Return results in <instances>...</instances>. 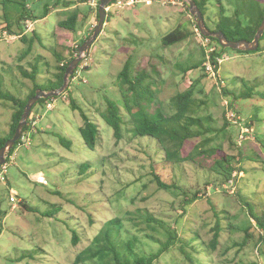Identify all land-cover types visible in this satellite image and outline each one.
<instances>
[{"label": "rangeland", "instance_id": "rangeland-1", "mask_svg": "<svg viewBox=\"0 0 264 264\" xmlns=\"http://www.w3.org/2000/svg\"><path fill=\"white\" fill-rule=\"evenodd\" d=\"M59 1L0 0V135L10 131L15 109L5 96L26 99L35 84L45 85L55 78L56 53L75 57V46L82 40L67 45L63 37L68 33L57 26L70 14L64 6L70 3L79 12L78 32L92 35L91 21L98 24V10L90 4ZM217 1L208 3L204 17L211 30L220 18ZM220 2L231 18L244 8L242 0ZM184 3L162 6L155 2L113 10L89 56L79 64L83 66L80 76L70 80L65 93L50 100L54 102L51 110L44 104L33 108L31 115L38 119L30 141L16 147L7 181L0 180V264H73L107 221L115 218L124 225L126 241L132 236L139 239V255L157 252L160 245L147 235L166 241V228L186 241L193 261L185 258L177 244L154 264H264V229L252 218L264 213V39L259 52L225 48L223 54L230 60L220 65L217 78L211 77L205 62L211 48H221L213 40L209 46L200 41L194 31L196 18ZM22 16L26 19L19 21ZM178 27L190 31L191 37L165 47L163 37ZM21 33L26 40L14 38ZM129 55L135 71L145 69L150 75L147 81L157 95L154 103L166 115L170 98L195 86V98L207 103L199 114L213 117L216 127L224 119L230 123L224 132L207 135L213 137L209 147L221 148L237 163L229 183H222L216 172L208 181L207 170L191 161L169 164L156 139L133 136L126 93L118 82ZM200 62V68L187 72L179 68ZM27 71L30 78L24 76ZM223 86L233 95H225ZM70 96L78 109L72 107ZM107 100L121 108L126 122L119 142L101 117ZM80 110L99 125L93 150L80 135ZM242 127L249 132L242 133L247 136L241 139ZM65 140L72 142L71 148L64 145ZM190 150L187 147L185 154ZM154 169L165 183L177 182L190 197L200 192L198 199L183 210L186 197L179 190L160 188ZM39 174H44L47 185L36 182ZM11 196L16 202L10 201ZM143 210L161 220L165 229L144 223L138 217ZM217 221L221 231L214 248L210 242ZM74 232L80 237L77 245L72 243ZM92 260L88 257L80 264H102Z\"/></svg>", "mask_w": 264, "mask_h": 264}, {"label": "trees", "instance_id": "trees-1", "mask_svg": "<svg viewBox=\"0 0 264 264\" xmlns=\"http://www.w3.org/2000/svg\"><path fill=\"white\" fill-rule=\"evenodd\" d=\"M61 1L62 3L64 2V0ZM89 1L90 0H80L79 3L87 4L89 3ZM194 1L205 17L207 12V5L211 0ZM220 1L221 0L217 1L220 8V18L214 31H222L226 35L228 40L231 41H253L258 29L260 28L264 20V0H242L244 8L237 9L235 18L226 16L225 8L222 6V3ZM59 2L60 1L58 0V3ZM185 7L189 11V6L187 3ZM64 8L66 11H70V14L65 19L58 22V29L75 34L76 32H78L80 14L77 9H72L73 6L70 5V3H67ZM47 11L48 10H46L43 18L48 15ZM241 14L245 17L244 19L241 18ZM109 18L110 14L107 16L106 22L110 20ZM25 19L26 18L22 16L19 21H23ZM98 19L99 14L97 13V20ZM94 28L92 29L91 34L94 33ZM191 34L192 33L190 31H186L181 27H178L177 29L173 30L163 37L162 44L165 47H170L187 40L189 37H191ZM90 36L91 35L86 37L80 42V44L77 45V47H75L74 50L76 53H78L80 46ZM16 37L21 40H26L25 35H23L22 33L17 35ZM209 38L218 43L219 47L221 48L220 51L211 52L210 55L211 62H213V64H218L216 61V57H220L221 55H223L225 48L220 45L217 38ZM263 39L264 34L260 39V43ZM123 49L126 53H129L131 51L127 48ZM237 51L247 54L251 53L242 50ZM259 51H261V44L256 52ZM56 55L58 62L56 69L58 71L54 74V79L50 80V82L46 83L45 85L35 84L30 95L24 100L19 99L12 94L5 96L7 100L13 103L15 109L11 116L10 131L7 135H2V137H0V149L9 139L13 137L16 128L21 120V116L25 110L26 104L36 94L37 89L49 91L59 89L63 85L66 69L75 57L73 55L70 59L67 60V58L62 54L56 53ZM125 60L126 61L124 63L123 69L118 75V82L120 85V89L125 91L126 93L123 94V97H125L127 100L126 110L132 115L129 124L132 125L130 131L134 132L133 136H150L153 139H156L157 143L160 144L161 147H163L162 150H164L165 152V162L169 164L173 162L177 166H179L180 163L184 164L185 162L191 161L192 163L207 170L206 172L208 173V181L211 178L213 179V174L214 172H216L217 175L221 176L220 180L222 181V183H229L233 179L232 177L235 173V170H237L235 165L237 163H234L235 161H233V157H231L230 155H226V153L221 148L209 147L211 141L213 140V137H207V135L215 131L224 132L230 123L228 121L225 122L226 119H224L223 121L225 123L223 122L222 126L216 127L213 122V117H211L210 115L202 116L199 114L200 110L204 105H207V103L206 100L195 98V86H190L189 89L177 93L172 98H170L166 106V115L163 112L161 106L154 103L157 95L150 88V84L147 81L150 75L145 69L139 72L135 71L132 55H129ZM202 64L203 63L200 62L198 64L188 65L187 67L180 66L179 68L184 72H187L191 69L200 68ZM153 71L157 72V69L153 67ZM29 74L30 72L27 71L24 76L30 78ZM223 92L227 96L233 95L232 91H230V89L225 86H223ZM53 99H56V97H50L47 99L42 98L38 101L37 104L45 105L48 101H52ZM70 103L75 110L78 109V105L75 99H72L71 96ZM106 103V110L102 112L101 117L106 122V124L113 129L116 142H119L123 138L122 124L125 122V120L122 115L121 108L114 101L107 100ZM80 115L83 119V125L79 128L80 135L85 145L89 149L93 150L96 147L98 137L100 135L99 125L96 124L82 110H80ZM30 127L31 124L28 119L25 127L23 128L22 134L24 135ZM63 143L66 147L71 148V141L65 140L63 141ZM19 144H21V140L17 141L16 145L10 151V153H13ZM187 147H190L191 150L189 153L185 154V149ZM209 163L213 166H210ZM82 167H88V165L84 164ZM153 176L160 188L165 190H170L173 188L182 192V194L186 197V199L184 200L183 210L186 211V206L192 204V202L198 199V195L200 193L199 191V193L194 192L192 197H190L189 193L183 187H180L177 182L173 181L170 184L165 183L161 179V175H159L155 169L153 171ZM246 205L249 206V204ZM138 217H140L144 223H147L154 229L155 225L163 228V230L165 229L164 223L161 220L156 219L154 215L147 210L140 211ZM252 218L257 222L258 227L264 229V213H262L261 216L258 215V217ZM117 224L119 226L116 227ZM123 229L124 225L121 223L120 218H115L107 221L103 228L100 229L98 234L93 238L92 244L76 256L75 262L73 264H80L88 257L94 258L95 260L98 259L102 262V264H154L156 260L161 258V256H163L164 254H167L171 250V248L177 244L185 258L187 260L193 261L190 253L186 250V241L182 237L179 238L178 233L170 228H166L164 230L169 233V237L166 241H161L159 238H156L153 235H147V238L158 243L160 245V248L157 250V252L143 255H139L136 251L139 239L136 236H132L126 241L122 237V234L124 233ZM214 231L215 233L210 242V245L211 247L215 248V246L219 243L221 231L219 221H217L216 226L214 227ZM79 238L80 237L74 232L72 236V243L74 245H77Z\"/></svg>", "mask_w": 264, "mask_h": 264}, {"label": "water", "instance_id": "water-1", "mask_svg": "<svg viewBox=\"0 0 264 264\" xmlns=\"http://www.w3.org/2000/svg\"><path fill=\"white\" fill-rule=\"evenodd\" d=\"M114 0H100L99 8H98V24L95 28L94 33L80 46L78 55L70 62L69 66L66 69L64 75L63 85L59 89L45 91L43 89H37L36 94L28 101L26 104L25 110L21 116V120L16 128V131L11 139H9L5 145L0 149V166L5 164L6 156L10 153V151L14 148L17 141H19L22 137V131L25 127L31 112L34 106L38 103L40 99H47L50 97H57L63 93H65L68 88L70 78L74 75L76 68L79 64L89 56L91 46L97 40V38L103 32V28L106 25L107 12L105 10L106 6H108ZM189 6L190 14L196 18V23L201 31V33L206 37H215L218 39L220 45L223 48H231L234 50H242L247 52H253L258 50L260 46V39L264 34V20L258 29L254 40L249 42L247 40H239V41H231L228 40L226 35L222 31H214L211 30L204 19V16L197 6L194 0H185Z\"/></svg>", "mask_w": 264, "mask_h": 264}, {"label": "built area", "instance_id": "built-area-1", "mask_svg": "<svg viewBox=\"0 0 264 264\" xmlns=\"http://www.w3.org/2000/svg\"><path fill=\"white\" fill-rule=\"evenodd\" d=\"M99 1L100 0H90L88 4H90L92 7L96 8L98 10L99 4H100ZM155 2L159 3L162 6L184 4L183 0H114L108 6H106L105 10H106L107 16H108L109 14H111L113 12V10H123L126 8H134L139 4H145L147 6H150V5H153ZM93 26L96 27V24H94ZM194 31L197 33L196 35L199 37L200 41H202V43L204 45H206V46L211 45L212 40L209 37H206L201 33L197 23L195 24ZM14 38H17V37L14 36ZM75 47H77V45ZM210 50H211V52L218 51L215 48H211ZM211 52H210V54H211ZM77 55H78V53L75 54V57ZM226 60H230V57L226 54H223L220 57H216V61L218 64H213V62H211V57L209 55L207 58V61L205 62V67H206L208 74L211 77L215 76L217 78L218 73H219V66ZM82 69H83L82 65L80 67L78 66L76 68L74 75L72 76L71 80H74L77 77H79ZM221 83H224V82L221 81ZM53 105H54V102L48 101L45 104V107L48 110H51L53 108ZM232 115H233V113H232ZM37 119H38L37 115H33V113H32V115H30L29 121H30L31 127L29 128V130L24 135L22 134V137L20 139L21 141H24V140H26L27 142L30 141V136L34 132V128H35V125L37 123ZM245 132L246 133L249 132V129L242 127L241 132H240L241 133V137H240L241 139L247 136V134H246V136L242 135V133L245 134ZM20 145H22V142ZM14 153H15V150L13 153H9L6 156L5 164L0 166V180L5 182V183L7 181L6 173H7V170L9 168V165H10V159L13 158ZM36 180H37L36 182H38L40 184H43V185L48 184V181H47L46 177L44 176V174H39ZM10 201L13 203L16 202V198L14 196H11Z\"/></svg>", "mask_w": 264, "mask_h": 264}, {"label": "crops", "instance_id": "crops-1", "mask_svg": "<svg viewBox=\"0 0 264 264\" xmlns=\"http://www.w3.org/2000/svg\"><path fill=\"white\" fill-rule=\"evenodd\" d=\"M45 18H47V16H46ZM43 19H44V18H43ZM93 21H94V20H92L90 24H93V25H94L95 23H94ZM93 28H94V27H93ZM66 33H68V34H67V37H66V38L63 37L64 35H62V37L64 38V41L67 40V41H66V42H68L67 45L70 44V43L77 44V41L84 40V39L86 38V36H87L85 31H83V32H80V31H79V32H76V33L78 34L77 37L79 36V39H77V40L75 41V39H76V37H75V36H76V33H75V34H74V33H69V32H66ZM87 37H88V36H87ZM72 41H73V42H72ZM64 56H65V55H64ZM67 60H68V59H67ZM65 62H66V61H65ZM31 91H32V89L30 90V93H31ZM30 93H29V95H30ZM29 95H28V96H29ZM28 96H27V97H28ZM4 129H6V128H4ZM3 131H4V130H3ZM4 132H5V131H4ZM7 134H8V132H5V133L2 134V135L4 136V135H7ZM2 135H0V137H2Z\"/></svg>", "mask_w": 264, "mask_h": 264}]
</instances>
